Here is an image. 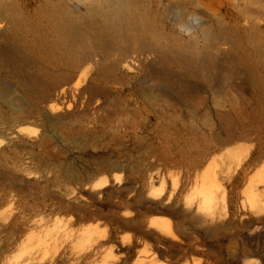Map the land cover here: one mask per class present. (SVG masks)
Returning <instances> with one entry per match:
<instances>
[{
    "label": "rangeland",
    "instance_id": "rangeland-1",
    "mask_svg": "<svg viewBox=\"0 0 264 264\" xmlns=\"http://www.w3.org/2000/svg\"><path fill=\"white\" fill-rule=\"evenodd\" d=\"M174 1L130 5L136 28L147 13L166 25L147 50L88 2L79 47L53 30L73 2L4 1L31 29L0 26V264H264L260 30L183 57Z\"/></svg>",
    "mask_w": 264,
    "mask_h": 264
},
{
    "label": "bare ground",
    "instance_id": "bare-ground-1",
    "mask_svg": "<svg viewBox=\"0 0 264 264\" xmlns=\"http://www.w3.org/2000/svg\"><path fill=\"white\" fill-rule=\"evenodd\" d=\"M6 0H0V26L4 24L6 27L14 25H20L23 28L31 29V27L25 24V20H19V15H15L13 4L7 6L4 4ZM13 1V0H9ZM67 2V8H63L61 11V17L59 16L53 30L59 38L70 39L74 45L84 47L87 42V36L82 31V20L80 15H74L77 11V4L86 3V11L89 16H98L103 24L107 26L115 35L116 39H123L125 37V44L137 42L142 45L144 50H147L151 46L152 31L155 26H161L165 28L166 25L163 22H159L155 17L150 16L147 12L148 19L144 13H140V16L145 15V19L141 18L140 27L133 25L134 9L143 4V0H65ZM148 5L156 3L158 6L162 4L164 0H145ZM113 5L111 8L102 7V4ZM169 33L176 39L178 45L181 46L179 55H186V48L191 42H197L199 39L206 40L216 50H228L227 45H233L237 41L241 32H255L260 30L261 39L264 49V0H197V1H180L176 0L172 3L170 9ZM24 23V24H23ZM125 23V27H124ZM125 29V31H124ZM28 31V30H26ZM237 38V39H235ZM140 54V53H139ZM128 55L125 57V67L130 69H138L143 71L144 78H150L155 73L153 69L146 66L143 59ZM203 64H206V58L201 60ZM161 88L165 87L159 84ZM163 88L161 91L165 94L168 92ZM180 98H188V93L180 91ZM69 106V105H68ZM50 113L54 114L53 107L50 108ZM54 121H58L59 117L55 116ZM107 184V180L101 179L93 184L95 188L104 187ZM151 224L157 229H163L162 221L158 218H151Z\"/></svg>",
    "mask_w": 264,
    "mask_h": 264
},
{
    "label": "water",
    "instance_id": "water-1",
    "mask_svg": "<svg viewBox=\"0 0 264 264\" xmlns=\"http://www.w3.org/2000/svg\"><path fill=\"white\" fill-rule=\"evenodd\" d=\"M87 194V193H86Z\"/></svg>",
    "mask_w": 264,
    "mask_h": 264
}]
</instances>
